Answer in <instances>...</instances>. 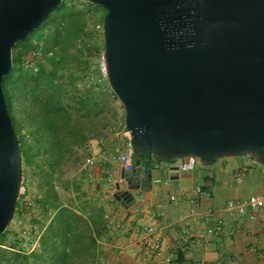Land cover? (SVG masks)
<instances>
[{
  "label": "water",
  "instance_id": "95a60500",
  "mask_svg": "<svg viewBox=\"0 0 264 264\" xmlns=\"http://www.w3.org/2000/svg\"><path fill=\"white\" fill-rule=\"evenodd\" d=\"M102 7L103 73L125 110L136 163L113 197L151 188L150 161L203 165L249 156L264 166V0H80ZM62 0H0V235L12 222L22 150L3 77L12 49ZM177 170L178 167H173Z\"/></svg>",
  "mask_w": 264,
  "mask_h": 264
},
{
  "label": "trees",
  "instance_id": "16d2710c",
  "mask_svg": "<svg viewBox=\"0 0 264 264\" xmlns=\"http://www.w3.org/2000/svg\"><path fill=\"white\" fill-rule=\"evenodd\" d=\"M77 34L75 27L65 29V37L58 39L60 52L49 61L50 70L47 65L37 63L35 72L28 70L24 74L19 67L16 73L9 72L3 77L6 107L22 157L27 164L36 160L37 175L41 177L43 189L34 205L45 215L49 209L55 211V215L47 216L46 226L32 251L26 252L20 245L16 238L18 234L12 239V247H0V264H96L99 258L97 240L105 230L102 209L92 205L83 207L81 212L60 207L50 181L75 148L84 150L89 141L101 139L106 127L99 121V102L92 95V89H76L73 70L67 75L56 76L55 69L64 68L78 53L72 51ZM28 39L29 35L24 41ZM19 61L12 59L13 64ZM23 129L30 143L21 138ZM137 155L144 156L135 152ZM36 238L33 236L32 239Z\"/></svg>",
  "mask_w": 264,
  "mask_h": 264
},
{
  "label": "crops",
  "instance_id": "0c3cea01",
  "mask_svg": "<svg viewBox=\"0 0 264 264\" xmlns=\"http://www.w3.org/2000/svg\"><path fill=\"white\" fill-rule=\"evenodd\" d=\"M100 141L111 150L117 137L110 135L104 139L89 141L94 153L103 149ZM143 160L144 156L137 155L133 158V163L142 165ZM179 163L180 161L166 162L152 158L151 188L134 192L136 203L129 207L113 197L118 184L121 189H126V183L120 181L123 172L110 163L95 169L91 195L98 198V207L103 212L105 230L97 244L99 258L103 257L104 264H145L142 259L145 257L146 248L132 234L135 226H155L162 249L165 253L171 251L181 237L178 227L181 208L175 204L167 205L166 200L170 196L185 198L199 186L210 193L209 198L202 200L203 211L220 213L225 222V230L214 237L208 247L193 245L190 249L176 254L173 264L219 260L221 264H264V224L259 230L250 224L239 227L221 212L229 200H244L264 193V166L249 156L220 159L209 166L198 164L189 172L179 168L174 170L173 167H178ZM237 173L242 175L239 183L234 179ZM228 227H238L240 230L233 236H228ZM96 264L101 262L97 259Z\"/></svg>",
  "mask_w": 264,
  "mask_h": 264
},
{
  "label": "rangeland",
  "instance_id": "374dc122",
  "mask_svg": "<svg viewBox=\"0 0 264 264\" xmlns=\"http://www.w3.org/2000/svg\"><path fill=\"white\" fill-rule=\"evenodd\" d=\"M93 13L94 20L89 17ZM106 12L102 7L83 2L80 0H62L58 9L53 11L48 21L36 31L29 34L27 41L19 42L12 51V59H20L19 63L13 64L11 73L17 69L24 74L28 70L36 71L37 63L47 65L56 53L60 52L61 46L58 39L65 37V29L70 26L78 30L74 40L72 51H78L61 70H56V76L75 72L76 89H92V95L98 100L99 121L106 127L104 136L108 137L122 130L125 120V110L122 103L114 95L108 85L104 73H102L103 34L96 30L97 24L102 25ZM47 50V51H46ZM40 53L37 56L36 53ZM64 70V71H63ZM17 135V134H16ZM23 141L30 143L25 129L21 131ZM100 140V139H97ZM31 153V152H30ZM83 148H75L57 168L50 178L57 194V203L60 207L73 210L83 209L85 206H98V198H94L92 183L84 184V172L81 171L82 161L85 158ZM36 160L31 164L24 162L22 157L24 193L20 194L14 218L4 233L0 235V247L7 249L12 247L14 235L23 231L30 233V237L42 233L48 217L34 205L40 198L43 189L41 177L37 175ZM94 184V182H93ZM139 199V198H138ZM31 203V205L27 204ZM82 212V210H80ZM48 216V217H47Z\"/></svg>",
  "mask_w": 264,
  "mask_h": 264
},
{
  "label": "built area",
  "instance_id": "2783aa9c",
  "mask_svg": "<svg viewBox=\"0 0 264 264\" xmlns=\"http://www.w3.org/2000/svg\"><path fill=\"white\" fill-rule=\"evenodd\" d=\"M88 15L93 21L95 18L93 13H89ZM95 28L102 32L101 24H97ZM36 54L37 56L40 55L38 52ZM114 135L117 137V141L111 150L104 147L103 141L99 142L100 145H103V149L98 150L96 153L93 152V148L89 143L85 146L84 151L86 156L81 166V171L84 172L85 185L92 183L95 169L107 163L115 165L123 173H129L134 169L133 158L135 157V151L133 150L131 137L125 125L121 131L114 133ZM179 161L180 163L177 166L179 170L184 172L192 171L198 164H201L194 157H186ZM241 177L242 175L237 173L234 179L239 183ZM23 193L24 187L22 186L20 194ZM209 197V191L199 186L191 195L185 198H177L175 196L167 198V205L171 206L175 204L181 208V214L178 219L181 237L175 242V246L171 251L169 250L165 253L162 249L157 239L158 231L155 226H135L132 229V234L141 240L142 245H145V257L142 259L145 264H173L176 254L190 249L193 245L199 244L208 247L212 244L214 237L224 233L225 222L223 216H220V213L216 214V212L211 210L203 211L202 209V200ZM27 204L31 205V203ZM221 212L239 227L250 224L258 230L262 229L264 224V193L252 195L244 200H229L224 204ZM48 215H50V218L54 217L55 211L49 209ZM239 230L238 227H228L226 229L228 236H233ZM39 235L36 239H32L30 233L23 231L16 238H18L20 245L25 248L26 252H30L37 247ZM16 238L13 236L12 239ZM223 256L224 254L222 253ZM98 260L101 264L105 263L103 257L98 258ZM191 264H221V261H200Z\"/></svg>",
  "mask_w": 264,
  "mask_h": 264
},
{
  "label": "bare ground",
  "instance_id": "6f19581e",
  "mask_svg": "<svg viewBox=\"0 0 264 264\" xmlns=\"http://www.w3.org/2000/svg\"><path fill=\"white\" fill-rule=\"evenodd\" d=\"M103 66V65H102ZM102 73H103V68H102Z\"/></svg>",
  "mask_w": 264,
  "mask_h": 264
}]
</instances>
